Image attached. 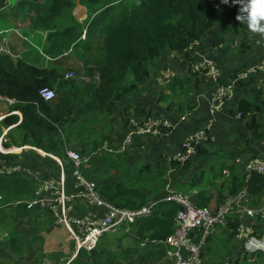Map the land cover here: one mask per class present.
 <instances>
[{"label":"crops","instance_id":"crops-1","mask_svg":"<svg viewBox=\"0 0 264 264\" xmlns=\"http://www.w3.org/2000/svg\"><path fill=\"white\" fill-rule=\"evenodd\" d=\"M38 3L40 0H18V6H35ZM17 8H8L1 14L0 34L6 42L1 44L0 41V55L4 54L1 52V49H4L10 51V56L14 58H22L42 68L52 67L54 62L63 58V55L57 58L50 57L47 50L51 48L52 41L47 39L44 30L38 31L40 33L35 35L29 34L31 32L29 30L30 12L33 13L35 8L28 9L23 22L17 19ZM73 14L76 21L83 24L87 20L88 10L78 4ZM17 28H20L22 36L27 40L12 32ZM84 34L85 31L81 34L82 38ZM263 39L264 34L252 32L245 23L236 19L228 23H218L200 42L199 51L207 57L216 59L222 70V80L234 82L241 70L260 61L262 57L260 42ZM193 57V52L188 50L182 53L166 51L159 60L151 63L152 78L143 85L144 90L118 105V110L121 112L140 108L148 114L169 118L174 125H177V118L180 116L188 117L185 123L174 129L170 137L160 141H148L147 146L144 143L145 139L137 140L136 146H139V151L110 156L105 151L99 152V150L106 144L118 145L122 131L118 136L106 132L109 126L107 122L115 121L121 126L122 123L117 115L92 114L80 118L79 124L84 126L87 134L86 140L78 143L75 142L76 140H71L72 142L68 141L67 145L79 149L85 156L92 157L89 168L85 169L84 173L91 182L98 186L99 190L105 186L124 183L129 173L138 177L139 180L135 178L134 184L137 186L138 183H142V190L149 194L150 204L147 206H152L163 199L168 183L174 184L178 190L189 186L188 193L194 190L199 191L201 188L194 189L191 185L193 175L199 171L206 172L205 187L212 190L215 195L209 208L217 207L226 198L237 196L232 195V179L235 176L244 180L242 191H247L245 204L249 207L263 206L264 189L257 194L251 193L248 185L256 173L247 177L246 164L252 158L264 160V74L254 77L250 84L245 86L238 83L234 99L227 104L224 112L216 117L212 128L213 140L202 148L206 155L200 153L192 163L186 166L182 164L179 166L177 162H174L175 157L181 152L179 149L186 135L208 124L211 118L209 99L216 89L215 83L194 74L191 68V64L195 61ZM82 79L85 82L89 81L86 77ZM175 81L181 83V88L174 87ZM253 90L260 93L259 102L254 100V95L251 94ZM244 99L255 101L259 109L261 108V112L257 115V120L261 125L258 135L246 128V121L236 118L233 114ZM16 106V103L0 97V123L12 115L19 116L22 121V113L14 109ZM188 110L189 112L185 115L177 113L182 114ZM101 120L106 121L102 126V133L96 132L90 135L97 121ZM18 126L19 123L3 128V134L0 137V154L13 156L16 163L19 161L25 169L31 170L39 186L44 180L60 178L62 172L59 166L57 167L58 164L56 165L51 160L40 159V154L34 150L23 151L20 155H15V153H20L18 152L20 147H24L19 143V139H22V131L18 129ZM3 151H8V154H4ZM61 159L65 166L68 188L74 192L76 190L75 180L70 173L73 167L70 160L65 157L64 148ZM144 172L146 173L141 176ZM217 175L219 179L214 178ZM212 181L214 184L211 183ZM219 191H222L221 196ZM195 197L196 195L194 199ZM222 198L225 199L221 202ZM30 201H18L22 204L12 206L11 210L5 212L8 214L5 219L6 224L0 225V264H35L45 257L56 261L57 264L78 262L86 264H166L174 261L173 258L167 257L166 248L163 245L144 244V240L148 238H142L139 230L147 220L114 230L103 239L95 252L87 253L84 258L80 259V253L76 254L75 243L70 240L68 231L54 212H49V208L41 210L30 206ZM21 208H23L22 211ZM73 208L87 216L104 214V209L99 210L98 207L89 204L80 203ZM96 209H98L97 212ZM167 218L175 219L173 216H167ZM2 222L4 220L0 221ZM246 223L255 226L259 233H263L264 226L261 221L248 219ZM228 231L225 235L217 234L218 231L215 233L210 249H206L203 254L206 264H222L225 260H235L244 256L243 247L237 242L232 232ZM12 232L16 238L13 243L9 241ZM257 260L259 264L264 263L262 257H257ZM241 264L245 263L241 262Z\"/></svg>","mask_w":264,"mask_h":264},{"label":"trees","instance_id":"trees-1","mask_svg":"<svg viewBox=\"0 0 264 264\" xmlns=\"http://www.w3.org/2000/svg\"><path fill=\"white\" fill-rule=\"evenodd\" d=\"M245 3L246 0H240V4L232 0L227 4L222 0H40L35 4L33 13L30 12L29 34L35 35L44 30L47 39L52 41L51 48L47 50L50 57L63 55V58L54 62L52 67L42 68L22 58L0 55V97L15 101L17 106L14 109L23 116L22 121L19 116L12 115L0 123V137L3 128L19 123L18 129L22 131L20 146H34L61 158L63 148L65 150V145L68 141L72 142L73 137L76 143L86 140L87 134L84 126L79 124L80 118L92 114L117 115L118 105L141 93L143 85L151 80L152 62L159 60L166 51H187L206 38L218 23L236 20ZM78 4L88 10L87 20L83 24L78 23L73 14ZM85 30L86 38L83 39L81 34ZM72 51L85 65L86 74L82 78H89L88 83L83 81L81 90L76 80L79 77L77 72L71 73L74 77L66 80L63 74V62L68 56L65 54ZM92 53L95 54L94 58ZM220 84L228 85L229 82L221 80ZM240 84L245 86L250 83ZM177 86L181 88V83L175 81L174 87ZM45 88L56 92L55 101L46 102L42 98L41 91ZM251 94L256 102L260 101L258 91L253 90ZM255 101L242 100L233 114L241 113L246 128L258 135L261 125L257 115L261 108ZM132 110L134 117H159L140 108ZM130 111L120 112L126 124ZM202 148H199L197 156L200 153L206 155ZM0 158L8 164L16 163L13 156L0 154ZM40 159L55 162L49 157L44 159L40 156ZM72 171L73 168L71 174ZM85 177L89 180L88 176ZM217 177L219 179L218 175L214 178ZM135 178L129 173L124 183L103 187L99 190L101 199L122 209L140 210L146 207L150 204L149 194L142 190V183L134 184ZM205 179V171L197 172L192 178V187L201 188L194 199V204L200 208H209L215 199L212 190L205 187ZM136 180H139L138 177ZM211 183L214 184V181ZM248 186L251 193H260L264 189V176L254 174ZM243 187L244 180L235 176L232 179V195H238ZM38 189L39 182L24 174L0 177V195L4 203L32 201ZM219 195H222V191H219ZM164 196L155 206V214L141 226L139 231L142 238L164 241L175 234L176 223L167 216L176 217L183 207L176 201H167ZM6 215L4 212V222L0 225L6 224ZM240 223L235 219L230 220L227 230H232L234 237ZM15 239L12 232L9 241L13 243ZM86 254L80 252V259ZM245 258V264L260 263L255 256L246 255Z\"/></svg>","mask_w":264,"mask_h":264},{"label":"built area","instance_id":"built-area-1","mask_svg":"<svg viewBox=\"0 0 264 264\" xmlns=\"http://www.w3.org/2000/svg\"><path fill=\"white\" fill-rule=\"evenodd\" d=\"M15 2V0H0V17L5 9L13 8ZM12 32L27 40L22 36L20 28ZM85 36L86 33L83 39H85ZM0 41L1 44L6 42L1 34ZM260 44L263 50L260 61L241 70L236 80L228 85L220 84L223 77L222 70L214 58L207 57L199 51L200 42H196L191 46L190 50L195 58V61L191 64L194 74L213 81L216 89L209 99L211 115L209 123L186 135L182 150L175 157L177 163L188 162L198 154L200 147L213 140L212 128L216 122V117L224 112L227 104L234 99L238 83H247L257 75L264 74V39L261 40ZM1 52L11 55L10 51L4 49H1ZM73 77V74L68 75V78ZM41 96L46 102L56 100V92L49 88L42 90ZM8 101L16 103L13 100L8 99ZM129 117L126 131L118 145L106 144L99 152L105 151L110 156L124 155L134 149L137 140L152 137L160 141L168 138L173 130L187 119L185 116H180L179 121L176 122L177 125H174L171 120L162 117L148 118L134 117L133 115ZM236 118L241 119L242 114L238 113ZM18 150L20 153H15V155H20L23 151L34 150L44 158L49 157L55 160L60 167L62 176L57 179L42 181L35 198L29 204L41 210L49 208V212H54L68 231L70 240L75 243L76 254L83 251L93 253L99 248L103 239L114 230L139 224L155 214V205L159 203L158 201L155 205L146 206L140 210H128L102 200L98 186L89 181L83 174V171L89 168L92 157L84 156L68 145H65V156L72 163V176L75 180L74 187L76 189L74 192L68 188L65 179V166L61 158L47 154L34 146H24ZM3 153L8 154V151H3ZM246 171L247 177H250L253 173L264 176V160L259 158L249 159L246 164ZM18 174H24L36 180L35 174L31 170L25 169L18 163L8 164L0 158V177H12ZM246 194L247 191L244 190L236 197L226 198L215 208H200L194 204V196L179 194L168 183L164 197L168 201L178 202L183 207V210L174 219L176 232L164 241L145 239L144 244L163 245L166 248L167 257L174 259L173 262L166 264H206L203 254L208 249L215 230H227L230 220L237 219L241 223L236 228L235 238L244 249V257L249 255L250 257L255 256L264 259V230L263 233H259L255 226L246 223V220L251 219L261 221L264 226V205L249 207L245 204ZM3 201V197L0 196V219L4 212L11 210L12 206L22 204L21 202L9 204ZM80 203L96 206L99 210L104 209V214L101 216H87L78 212L76 208L74 210L73 207ZM98 209H96V212ZM6 237H8L7 234ZM238 260L240 261V258L225 260L222 264H236ZM249 261L252 262L253 259H249ZM39 264H57V262L45 257Z\"/></svg>","mask_w":264,"mask_h":264},{"label":"rangeland","instance_id":"rangeland-1","mask_svg":"<svg viewBox=\"0 0 264 264\" xmlns=\"http://www.w3.org/2000/svg\"><path fill=\"white\" fill-rule=\"evenodd\" d=\"M17 8L18 9V11H17V15H18V17H17V19H18V21L19 22H23L24 20H25V16L27 15V12H28V9H30L31 7H35V6H31V5H24V6H18V3H17V1L14 3V7L13 8ZM2 28H1V20H0V30H1ZM85 33H86V30H85ZM85 38H86V36H85ZM36 41H38V40H36ZM34 51L36 52V50L34 49ZM102 53V52H101ZM93 54V58L95 57V54L94 53H92ZM193 59L195 60V58L193 57ZM85 63V62H84ZM63 68H64V72H63V74H64V76H65V80L66 79H72V78H68V74H71V73H73V72H77L78 73V76L79 77H76L77 79V81L80 83V85H79V88H80V90L82 89V87H81V85H83V83L85 82L83 79H82V77L83 76H85V72H84V69H85V65L83 64V61L82 60H80L79 58H78V55L76 54V52L74 51H72L71 53H69L68 54V56L66 57V59H65V61L63 62ZM83 68V69H82ZM85 73V74H84ZM80 75H82V76H80ZM92 80V79H91ZM84 81V82H83ZM85 83H88V82H85ZM81 92H83V91H81ZM122 111H124V110H122ZM121 112V110L119 111L118 110V114H117V116L119 117L118 119L120 120V122L122 123V126L120 125V124H116L115 123V121H111V120H109L107 123H108V128H106V132H111L112 134H114L115 136H118L119 134H120V132L122 131V134H121V137L124 135V133H125V131H126V123L123 121V118H122V113H120ZM189 112V110L188 111H186L185 113H182L181 114V112H177L178 113V115H185L186 113H188ZM129 114H131V115H133L134 114V111H130L129 112ZM159 117H162V118H165V119H167V120H170L169 118H166V117H163V116H159ZM130 118V117H129ZM178 120L177 121H179V118H177ZM187 119H188V117H187ZM187 119L185 120V122L187 121ZM105 120H101L100 122L99 121H97V124H96V126L94 127V129H93V132H92V134H90V135H93V134H95L96 132H100V133H102V130H103V125L105 124ZM185 122H183V123H185ZM182 125V124H181ZM173 132H174V130H173ZM172 132V133H173ZM172 133L170 134V136L172 135ZM169 136V137H170ZM120 137V138H121ZM100 138H101V135H100ZM145 140H144V143L146 144V146H147V142L148 141H156L157 139L156 138H152V137H148V138H144ZM147 139V140H146ZM167 139V138H166ZM72 141L73 140H76L75 139V137H73L72 139H71ZM184 141V140H183ZM182 144H183V142H182ZM145 147V146H144ZM179 150H182V145H181V148L179 149ZM133 151V152H132ZM136 151H139V146H135L134 147V149L133 150H131V151H129V152H131V153H135ZM128 152V153H129ZM146 152V151H145ZM142 155V154H141ZM198 157V156H197ZM197 157H194V158H197ZM193 158V159H194ZM193 159L192 160H190L189 162H186L185 164H184V166H186V165H188V164H190V163H192L193 162ZM217 171H219V168H217ZM167 183H168V180H167ZM171 186H172V188H174V189H176V187H175V185L174 184H171ZM176 190H178V189H176ZM188 190H189V186H184V187H181L179 190H178V192L179 193H182V194H186V193H188ZM197 191V190H196ZM256 205H261V204H256ZM218 231V232H217ZM217 232V234H220V235H225V233H226V231H224V230H215V232L213 233V235H212V239H211V242L209 243V247H208V249H210V245H211V243H212V241H213V239H214V236H215V233ZM228 232H232V230H229ZM221 233H223V234H221ZM219 247H221L222 248V246L221 245H219ZM2 255V254H1ZM2 256H4V255H2ZM231 258H236V257H231ZM229 260H231V259H229ZM41 262V260H39V262H37V263H35V264H39ZM238 262H241V261H237V263Z\"/></svg>","mask_w":264,"mask_h":264},{"label":"clouds","instance_id":"clouds-1","mask_svg":"<svg viewBox=\"0 0 264 264\" xmlns=\"http://www.w3.org/2000/svg\"><path fill=\"white\" fill-rule=\"evenodd\" d=\"M222 2L227 4L229 0ZM232 2L240 4V0H232ZM236 18L241 23H245L252 32L264 34V0H246Z\"/></svg>","mask_w":264,"mask_h":264},{"label":"bare ground","instance_id":"bare-ground-1","mask_svg":"<svg viewBox=\"0 0 264 264\" xmlns=\"http://www.w3.org/2000/svg\"><path fill=\"white\" fill-rule=\"evenodd\" d=\"M188 51H191L190 48L188 49ZM262 53H263V50H262ZM258 76H262V74H259V75H257L256 77H258ZM221 80H222V79H221ZM250 82H251V80H250L249 82H247V83H250ZM229 83H230V82H229ZM206 145H207V144H206ZM195 157H197V155H196ZM192 159H193V158H192ZM192 159H191V160H192ZM194 159H196V158H194ZM194 159H193V160H194ZM174 161L177 162L176 159H175ZM188 161H190V160H188ZM182 164H185V163H182ZM40 186H41V184H40ZM40 186H39V187H40ZM176 192L179 193L178 190H176ZM197 193H198V191L194 190L193 192H190V193H188L187 195L194 196V195H196ZM179 194H182V193H179ZM166 200H167V199H166ZM167 201H168V200H167ZM177 203H178V202H177ZM154 205H155V204H154ZM155 206H156V205H155ZM2 218H3V215H2V217H1V219H0V221L2 220ZM49 259H50V258H49ZM42 260H43V259H42ZM42 260H41V261H42ZM50 260H52V259H50ZM245 260L247 261V258H245V257L240 258V261L243 262V263L245 262ZM241 262H238V263H236V264H241ZM245 263H246V262H245Z\"/></svg>","mask_w":264,"mask_h":264}]
</instances>
